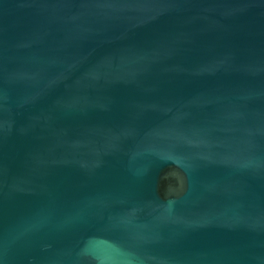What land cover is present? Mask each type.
I'll list each match as a JSON object with an SVG mask.
<instances>
[{"label": "water", "instance_id": "obj_1", "mask_svg": "<svg viewBox=\"0 0 264 264\" xmlns=\"http://www.w3.org/2000/svg\"><path fill=\"white\" fill-rule=\"evenodd\" d=\"M0 264H264V0H0Z\"/></svg>", "mask_w": 264, "mask_h": 264}]
</instances>
